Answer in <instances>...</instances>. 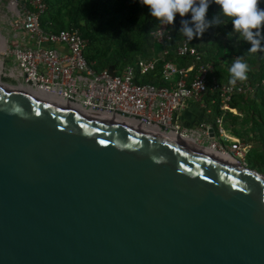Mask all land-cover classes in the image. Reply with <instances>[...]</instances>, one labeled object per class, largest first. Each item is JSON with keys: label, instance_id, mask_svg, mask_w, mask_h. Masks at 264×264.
Returning a JSON list of instances; mask_svg holds the SVG:
<instances>
[{"label": "water", "instance_id": "1", "mask_svg": "<svg viewBox=\"0 0 264 264\" xmlns=\"http://www.w3.org/2000/svg\"><path fill=\"white\" fill-rule=\"evenodd\" d=\"M0 264H264V177L0 83Z\"/></svg>", "mask_w": 264, "mask_h": 264}, {"label": "built area", "instance_id": "2", "mask_svg": "<svg viewBox=\"0 0 264 264\" xmlns=\"http://www.w3.org/2000/svg\"><path fill=\"white\" fill-rule=\"evenodd\" d=\"M46 11L45 0H0V22L8 26L4 31L0 28L2 84L155 136L193 139L242 166L247 147L229 135L224 114L212 123L189 128L180 126L175 117L188 102L202 105L208 94L218 95L220 111H233L231 97L253 93L249 83L219 82L213 64L203 61V52L185 40L176 45L175 53L193 59L194 64L179 68L172 61L164 62L162 85L139 83L136 71L139 76L153 72L166 52L140 59L119 74L97 71L84 57L86 41L78 31L56 29L52 22L43 21ZM152 36L163 44L172 33L161 26Z\"/></svg>", "mask_w": 264, "mask_h": 264}, {"label": "trees", "instance_id": "3", "mask_svg": "<svg viewBox=\"0 0 264 264\" xmlns=\"http://www.w3.org/2000/svg\"><path fill=\"white\" fill-rule=\"evenodd\" d=\"M45 3L47 11L43 21L52 22L56 29L77 30L86 41L84 57L88 63L94 64L97 71L107 69L119 74L140 59H151L166 52L153 72L139 76L136 71L141 84L162 85L161 71L166 61L174 62L179 68L194 64L193 59L178 57L175 53L176 45L183 40L203 52V61L213 64L214 75L219 82L230 83L229 68L237 57H241L249 66L248 79L236 84L249 83L253 93L233 95L229 109L244 115L241 123L260 135L261 146L252 149V156L248 158L253 157L252 169L261 167V155L257 154V150L262 154L264 152V52H249L250 45L232 31L231 19L225 18L220 26L210 28L202 37L192 41L180 33L179 28L172 33L170 41L158 44L152 33L161 27L163 21L151 17L147 7L139 0H45ZM258 7L264 8V3ZM217 10L216 5L211 6L208 18ZM186 19H190V14L186 15ZM210 96L215 117L224 114L226 128L227 121L233 125L238 123L239 115L229 110L220 111L218 95ZM229 132L238 137L237 129H230Z\"/></svg>", "mask_w": 264, "mask_h": 264}, {"label": "clouds", "instance_id": "4", "mask_svg": "<svg viewBox=\"0 0 264 264\" xmlns=\"http://www.w3.org/2000/svg\"><path fill=\"white\" fill-rule=\"evenodd\" d=\"M151 17L173 24L177 14L181 19L182 33L189 41L204 35L210 28L220 26L225 18L231 19L232 31L250 45L251 53L264 52V0H139ZM216 5V13L209 19L208 10ZM190 14V19H183ZM249 66L237 57L229 68V82L248 79Z\"/></svg>", "mask_w": 264, "mask_h": 264}, {"label": "crops", "instance_id": "5", "mask_svg": "<svg viewBox=\"0 0 264 264\" xmlns=\"http://www.w3.org/2000/svg\"><path fill=\"white\" fill-rule=\"evenodd\" d=\"M184 19H186V17H184ZM161 26L165 28L166 31H170L171 33H175L177 29L181 28V25H177L175 21L173 22V24H168L166 22H163ZM210 95L212 94H208L204 98V102L202 105L193 102H188L184 107V109L176 113L175 119L177 123L182 127L189 128V127H195L201 122H208V123L214 122L216 117H215L214 109L212 108V104L211 102H209V99L211 97ZM231 112L234 113L235 110ZM226 130L229 132L227 128ZM229 135L235 139L236 138L239 139L237 136H234L231 132H229Z\"/></svg>", "mask_w": 264, "mask_h": 264}, {"label": "rangeland", "instance_id": "6", "mask_svg": "<svg viewBox=\"0 0 264 264\" xmlns=\"http://www.w3.org/2000/svg\"><path fill=\"white\" fill-rule=\"evenodd\" d=\"M181 19L182 18L179 16V14H177L174 21L177 23V25H181ZM7 27L8 26H7V24L4 23V21L0 22V28L2 31H4ZM234 113H235V115H239L237 113V111H235ZM239 116H240V118L238 120V123L233 125L230 121H227L226 125H227V128H229V130L233 129V128L237 129L240 142L247 147L246 154L244 156L243 161L241 162L242 167H244L248 170L254 171L258 175L264 177V152L262 154L260 151L257 150V154L261 155V162H260L261 167H259V168L252 169L250 164L253 160V157L248 158V157L252 156V154H251L252 149H258L261 146V144L259 143L260 135L255 130H250L247 128L246 125L241 123V119L244 118V115H242V116L239 115Z\"/></svg>", "mask_w": 264, "mask_h": 264}, {"label": "bare ground", "instance_id": "7", "mask_svg": "<svg viewBox=\"0 0 264 264\" xmlns=\"http://www.w3.org/2000/svg\"><path fill=\"white\" fill-rule=\"evenodd\" d=\"M2 49H3V47L0 46V51ZM0 83H1V81H0ZM128 125H130V124H128ZM129 127H132V126H129ZM164 138L174 139V137H172V136H166ZM180 139L182 141H184L187 145H189L191 148L196 149L198 151H201L204 154L210 155L211 157H214L215 159L222 160V161L230 163V164H236L232 159L228 158V156H226V155H221L218 152H215L213 149H206V148L198 146L197 142L193 139L179 138V140Z\"/></svg>", "mask_w": 264, "mask_h": 264}, {"label": "flooded vegetation", "instance_id": "8", "mask_svg": "<svg viewBox=\"0 0 264 264\" xmlns=\"http://www.w3.org/2000/svg\"><path fill=\"white\" fill-rule=\"evenodd\" d=\"M14 88V87H13ZM19 90V89H18ZM42 97V96H41ZM44 99H47V98H45V97H43ZM48 100V99H47ZM62 106H66V105H64V104H62ZM68 107H70V106H68ZM71 109H73V110H75L73 107H70ZM76 111V110H75ZM78 112V111H77ZM112 122H116V121H112ZM116 123H118V122H116ZM129 127V126H128ZM135 130H138V129H135ZM147 133V132H146ZM149 134H151V133H149Z\"/></svg>", "mask_w": 264, "mask_h": 264}]
</instances>
